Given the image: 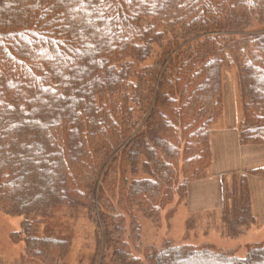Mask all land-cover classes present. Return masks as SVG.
Wrapping results in <instances>:
<instances>
[{"label":"trees","instance_id":"1","mask_svg":"<svg viewBox=\"0 0 264 264\" xmlns=\"http://www.w3.org/2000/svg\"><path fill=\"white\" fill-rule=\"evenodd\" d=\"M260 29L264 0H0V212L25 218L27 255L61 264L69 240L33 222L81 206L111 264H264V245L237 257L166 244L142 260L130 213L157 220L211 165L224 70L240 144L264 145ZM248 176L264 167L221 177L233 230L254 220Z\"/></svg>","mask_w":264,"mask_h":264},{"label":"rangeland","instance_id":"2","mask_svg":"<svg viewBox=\"0 0 264 264\" xmlns=\"http://www.w3.org/2000/svg\"><path fill=\"white\" fill-rule=\"evenodd\" d=\"M223 97L224 113L222 111L213 127L216 123L227 126L229 122L237 121L239 118L242 120L235 69L223 71ZM240 146L264 145L240 144ZM210 167L211 165L201 172L198 179L189 183L197 182L205 177ZM257 178L264 179L261 176ZM228 179V177L225 178L226 183ZM222 184L220 177L218 200L212 198L213 195L209 189L197 188L194 199L189 201L186 190V195L182 199L174 197L165 204L158 219L154 221L145 218L136 206H132L130 213L136 216V224L139 226V238L135 241L136 246L135 244L132 246L133 254L144 260V250H159L168 244L207 248L214 252H230L237 257H245L250 248L263 246L264 223L251 220L240 223L236 230L229 227L228 222L232 221L231 205L223 199ZM97 208L99 207H96L95 214L98 215ZM92 217L94 214H90L81 206L78 208L61 206L56 208L49 218L33 222L34 230L38 237L47 235L69 240L67 250L61 258V264H111V249L106 245L104 232L99 222ZM24 222L23 217L0 212V264H47L38 255L34 257L27 255L26 239L20 232Z\"/></svg>","mask_w":264,"mask_h":264},{"label":"crops","instance_id":"3","mask_svg":"<svg viewBox=\"0 0 264 264\" xmlns=\"http://www.w3.org/2000/svg\"><path fill=\"white\" fill-rule=\"evenodd\" d=\"M223 103H225L224 97ZM239 109L241 110L240 102ZM240 122L239 118L237 121L229 122L227 126L216 123V126L211 130L209 135L212 156L211 167L201 180L188 184L187 195L189 201L194 199L197 188L209 189L213 195L212 198L218 200L220 177L245 174L250 170L264 167V146H240L238 137ZM247 181L254 220L264 223V179L248 176ZM216 207H219L218 203Z\"/></svg>","mask_w":264,"mask_h":264}]
</instances>
